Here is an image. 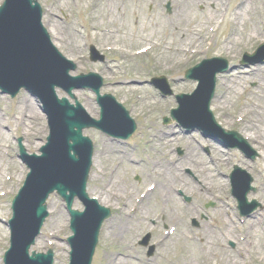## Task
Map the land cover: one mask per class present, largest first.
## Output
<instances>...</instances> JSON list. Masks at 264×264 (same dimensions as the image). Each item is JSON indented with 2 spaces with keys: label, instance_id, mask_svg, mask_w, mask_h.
Returning a JSON list of instances; mask_svg holds the SVG:
<instances>
[{
  "label": "rangeland",
  "instance_id": "1",
  "mask_svg": "<svg viewBox=\"0 0 264 264\" xmlns=\"http://www.w3.org/2000/svg\"><path fill=\"white\" fill-rule=\"evenodd\" d=\"M223 1L229 8L225 6V10L231 12L230 9H233L235 4L237 6L241 4L238 2L242 0ZM52 3L56 4V0L41 1L45 9L44 25L51 34L53 33L51 30L54 29L52 25L55 24L59 33L68 37V40L64 41L52 38V42L66 59L73 61L77 66L76 73L72 75L94 72L103 77L105 88L101 93L115 97L138 124L137 134L131 139L132 141L124 148H120L125 155H121L122 151H120L115 156L114 147L101 133L95 130L84 133L93 141L95 147L94 166L88 183V194L91 197H97L103 205L113 209V216L102 227L92 264H108L109 257L106 260L108 254H112L114 258H120L119 260L128 255L130 259L127 260V264H168L167 262L170 261L174 264H185L188 257L187 251L196 249L199 252L205 238H208L210 244L217 242L220 245L225 236L235 242V248L228 246L227 243L228 251L239 255V248H246L249 228L251 229L254 224L258 223L259 228L264 231L263 146H255L259 154L255 161L246 160L237 150L226 151L225 148L203 138L200 133L184 136L173 124L164 125L163 120L164 117L169 116L171 109L177 107V95L192 94L197 88L196 82L185 80V72L204 59L222 57L231 63L232 71L229 74L218 76L211 111L224 129H235L247 138L250 134L252 136L256 134L245 124L246 118L241 123L238 120L246 113L248 105L251 104L250 101L262 93L263 88L260 87V81L255 79L251 70L264 67V62L245 69L241 61L244 54L252 53L264 43V12H260L254 21L258 27V39L233 49H224L223 41L230 29L223 24L220 30L215 31L210 37V41L205 43L202 51L195 55H188L182 63L170 67V65H155L151 58L125 61L119 59L112 54L103 40L92 37L89 29L90 9L84 7L80 0H64L58 7H52ZM168 4L171 7L170 12L167 10ZM179 7L177 0H166L165 2L164 0H130L129 24L132 27L136 26L139 13L156 16L161 10L165 16L170 18ZM213 7H215L214 2H209L208 5H199L196 12L204 14ZM91 48L105 56V63L90 61L89 49ZM157 77H165L168 80V87L172 91L171 96L164 88L163 93L165 92L168 97H163L161 90L154 85L153 78ZM223 80L239 82V91L233 94L225 92ZM57 93L60 97H67L61 90ZM74 94L87 113L92 118L98 119L100 109L95 95L89 91H77ZM34 112L37 114L36 117ZM247 118L249 119L248 115ZM0 120L5 124V128L2 127L5 136L0 139V144L3 145L0 146L6 148L3 150L4 152L6 150L8 160L12 163L11 168L7 170V176L11 179L7 182L3 181L0 189V229L4 234L3 240L0 241V264H4V255L10 248L11 235L8 222L13 215L12 200L23 186L28 174V169L19 159L18 139H22V144L30 154H39L40 149L47 143L49 128L39 104L25 92L15 99L0 94ZM173 133L175 137L172 136ZM205 147L211 149L214 157L209 158L205 155ZM178 148L185 150L182 157H179L177 153ZM213 158L216 165H212L211 159ZM153 163L159 165L161 169L171 170L168 165L170 163L171 171L174 174L177 173L174 177L176 180L173 176L172 179L175 185H181L175 194L180 200V212L166 213L167 217L164 216V218L160 209L161 203L150 205L148 201L151 197L141 196L143 188L150 182ZM236 164L246 168L254 179L253 187L257 191L250 194L248 198L257 200L262 205V208L257 211L255 220L241 218L237 203L231 196V185L227 175ZM114 167L117 168L115 171ZM186 168L190 169L192 175L185 171ZM114 172L116 174L113 176ZM166 174L170 178L169 173ZM195 176L200 181L195 180ZM2 193L5 195L1 196ZM186 198L192 199L193 204L185 203ZM129 201L130 203L127 204ZM213 202L216 203L215 208L207 210L206 205ZM140 203L142 211L136 213ZM198 203L201 204L198 205ZM126 204L128 209L131 207L128 212H126L128 210ZM48 205L50 216L32 250L39 253L53 250L54 264H69L70 249L67 244V239L71 236L69 214L65 204L57 195L49 199ZM74 208L83 210V206L78 201L75 202ZM206 213H210L211 218L204 222L197 232L192 225V219L197 218L200 221V216ZM128 217H135V219L128 220ZM121 221L125 222L122 226L126 227L129 223V227L132 228L127 234L119 224ZM154 222L157 224L153 225ZM114 224L123 228L120 234L115 230ZM226 224L230 225L229 229H225ZM165 225L169 227L170 232H173L172 234L166 233ZM148 229L153 234L152 241L156 242L158 247L152 257L147 256V249L138 245V240L143 236L142 233ZM108 230L113 231V237L105 238ZM185 233L193 238L189 243L184 241L183 234ZM262 243L264 245V239ZM187 247L190 248L187 249ZM247 249L248 246L246 251ZM250 259L256 261L253 256ZM191 260L190 264H200V259Z\"/></svg>",
  "mask_w": 264,
  "mask_h": 264
},
{
  "label": "bare ground",
  "instance_id": "2",
  "mask_svg": "<svg viewBox=\"0 0 264 264\" xmlns=\"http://www.w3.org/2000/svg\"><path fill=\"white\" fill-rule=\"evenodd\" d=\"M80 1L90 9L89 29L92 37L103 40L113 55L124 61L151 58L158 66H175L182 63L188 55L199 53L205 47V43L210 41L214 32L220 30L223 24L230 29L223 41L224 49H233L258 39V27L254 21L260 12H264V4L261 0H242L240 6L230 9L231 12L225 10L227 6L223 0H177L180 7L172 17L168 18L161 10L156 16L139 13L136 26L132 27L129 24L131 18L129 0ZM209 2H214L215 7L213 9L210 8L204 14L196 12L199 5H208ZM227 9L229 8L227 7ZM49 21L51 22V19ZM52 26L54 27L51 30L53 31V33L51 32L52 38L57 41L68 40V37L59 33L55 24ZM254 76L255 79H259L260 87L263 90L260 95L250 101L251 104L248 105L242 120L244 121L246 118L247 127L256 132L254 136L251 134L248 136V141L254 146L261 145L264 148V67L257 68L254 71ZM229 81L223 80L225 92L233 94L239 91L240 83L235 80ZM34 115L37 116L36 112ZM3 125H5L4 121L0 120V139L5 136L2 129ZM4 148L0 146V189L3 181L7 182L11 179L7 176V170L11 168L12 163L8 160ZM168 165L172 170L171 164L168 163ZM171 170L161 169L159 165L153 163L150 182L142 190L145 191V197H151L148 201L150 205L151 203H161L160 209L163 218L166 213L176 214L180 212V200L175 194L181 185L178 183L175 185L172 176L174 178L177 173L174 174ZM166 173H169L170 178ZM16 174H18L17 171ZM174 180L176 179L174 178ZM182 180L184 181L183 178ZM124 223L121 221L119 224L122 226ZM226 226L225 229H229L230 225L226 224ZM114 227L118 234L124 228V226L120 228L115 224ZM2 233L0 229V241L4 238ZM248 233L249 236L247 234L246 240V248L248 246V249L246 251L245 247L240 248L239 255L231 254L228 251L227 242L231 240L230 237H226L220 245L217 242L210 244L208 238H205L199 252L196 249L187 251L188 257L185 264H190L191 259L194 261L200 259V264H254L255 262L264 264V245L262 243L264 231L259 228V224H256L251 229L249 228ZM113 236V231L110 230L105 234V238ZM183 238L188 243L192 240L187 233L183 234ZM189 248L187 247V249ZM251 256L256 261H252ZM107 257H109L108 264H127V260L130 259L128 255L122 260H119L118 257H112V254H108L106 260ZM167 263L174 264L173 261Z\"/></svg>",
  "mask_w": 264,
  "mask_h": 264
},
{
  "label": "water",
  "instance_id": "3",
  "mask_svg": "<svg viewBox=\"0 0 264 264\" xmlns=\"http://www.w3.org/2000/svg\"><path fill=\"white\" fill-rule=\"evenodd\" d=\"M29 4H31V1H29ZM37 7L38 6L34 7L35 11H37ZM29 17L30 16L21 14L19 23L15 24L18 30L14 32L13 29H15V26L11 31V29H5L7 23L3 25L0 23V37L3 31H7L10 37L12 35V37L7 40L6 49L4 48L5 52L2 57L0 51V79H8L17 71L20 74L26 69H20L24 57L22 56L19 58L18 56L20 53L17 56H14L13 53H15L14 48L19 45L18 40H20L22 34L25 33V29H27ZM45 37H47L46 34ZM210 63H217L218 69L212 70L208 76H205L203 78L204 83L208 82V80L220 70V60L208 62V64ZM29 69H31V67L27 69L25 76L29 73ZM43 71H45V69H42V72ZM190 74L189 72V75ZM90 78L98 82L95 91L99 93L102 80L99 77L95 78L92 76L84 77L83 79L89 80ZM159 81H163V79ZM214 85L215 79L213 77L212 81L209 82L207 86L205 85L207 88L203 92L204 96L201 95L199 97V95H196L194 98L192 97L193 99H190L191 101L186 100L189 99V97H180V109L176 114L180 113L183 117L196 118L215 125L213 115L209 108L210 100L213 96ZM51 91L53 93L54 87H51ZM100 100L103 101L104 107L102 121L98 123L91 121V124L98 128L104 123H106V125L124 127L125 130L121 131L127 133V135L135 132L136 125L134 121L129 118V114L125 112L121 106L117 105L112 98L107 96H105V98H100ZM59 105L63 108L60 111L61 118L63 119V129H61L62 131L60 134H55L59 145L53 141V136L51 135V140L57 145V148L54 150H45L44 156L40 159V164L43 167V182L49 183L51 189L43 196H34L33 199H24V201L27 200L28 203L26 206L21 205L22 213L19 216H17L19 198L16 200V214L14 220L11 222L14 223L16 221V223L12 226V249L7 254V259L11 257L10 263L7 262V264H53L52 252H49L47 255L34 252L32 256H30V249L35 244V240L47 217L45 202L48 195L54 190H58V192L68 200L69 210H71L75 195L79 196L88 206L87 212L82 215L70 211L72 215V230L75 234V237L69 241L73 249L71 264H91L98 243V235L102 220L108 215V212L99 208L97 203L90 201L86 194V183L92 164L93 148L90 141L82 137V132L83 129L86 128L85 126L89 125L90 122L86 120V116L82 112H78L70 107L67 101L63 100L59 102ZM72 152L74 155H72ZM39 182H42V180L40 179ZM250 182L251 180L248 181L247 188L240 198L242 205L246 204L245 197L250 190ZM67 191L72 193L70 198L66 196ZM93 205H95L96 208ZM98 211L102 212L101 215ZM12 255L18 257L13 261Z\"/></svg>",
  "mask_w": 264,
  "mask_h": 264
}]
</instances>
